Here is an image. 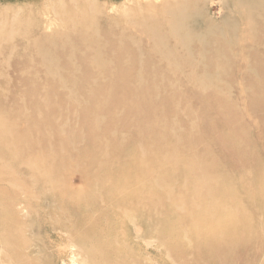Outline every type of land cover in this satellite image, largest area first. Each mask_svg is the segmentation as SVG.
<instances>
[{
	"label": "rangeland",
	"instance_id": "1",
	"mask_svg": "<svg viewBox=\"0 0 264 264\" xmlns=\"http://www.w3.org/2000/svg\"><path fill=\"white\" fill-rule=\"evenodd\" d=\"M169 1L184 0H0V264H264V115L251 112L264 114V91L238 66L209 67L217 85L186 86L218 56L197 45L165 61L144 49L189 15L220 31L226 54L261 46L264 0H192L178 16L161 9ZM135 40L147 55H132ZM191 55L189 68L180 58Z\"/></svg>",
	"mask_w": 264,
	"mask_h": 264
},
{
	"label": "bare ground",
	"instance_id": "2",
	"mask_svg": "<svg viewBox=\"0 0 264 264\" xmlns=\"http://www.w3.org/2000/svg\"><path fill=\"white\" fill-rule=\"evenodd\" d=\"M164 7L165 8H167L168 9V12L169 13H172L173 15H177L178 16V14L177 13H180L181 12V10H183V9H185V8H189V7H197V3H195L194 1H192V0H184L183 2H180V3H178V4H174V3H172V2H167V3H165L164 5H163V7H161V9L162 10H164ZM259 7V6H258ZM165 11V10H164ZM190 11V10H189ZM162 12V11H161ZM166 13V12H165ZM192 17H194V15H189V16H187V17H185V16H180V17H175V19L174 20H171V21H169V22H166L164 25V28H166L163 32H162V34H159V33H157L156 32V30H155V32L157 33V35L156 36H151L150 37V39L149 38H147L146 39V36H145V39L146 40H148V42L146 41V44H145V46H144V49H146V51H147V54L150 56V55H152V57H153V55H154V57L155 56H157L158 55V58L157 59H161V58H159V56H162V57H167L168 55V59H171V57H172V55L174 54V51H178L179 49H182L183 51L185 50V49H188L189 47H194V45H197V46H199L201 49H200V52H199V54L200 55H203L204 53H206V51L205 50H207L208 49V51L211 53H213L214 55H215V57H216V54L218 55L217 57H216V59H214V60H212L211 61V63L210 64H203V65H201V63H200V65H198L197 66V69H199L200 71H199V74L196 72V71H192V72H196L197 74H185L184 75V78H183V82H186L187 84H185L186 86L187 85H190L189 84V82H190V80H194L195 82H199L198 83V85H200V88L201 89H206L205 87H209V86H212V85H217L218 83H221V79H220V76H219V74H216V75H211V73H209V72H207L208 70V68L210 67V69L212 68V67H217L218 69H219V73H220V75H222L223 73H225V74H227L228 72H232V71H234V69H235V66H238L239 67V69H240V71H242V72H244L243 74H244V77H245V82L244 83H246V82H248V81H250L251 82V84L253 83V81L257 84V86L259 87L258 89H257V92L258 93H260V92H263L264 91V44L263 45H261V46H257V47H255V46H253V48L251 47V49H245V48H239V49H237V50H234V51H232V52H229L228 50H227V53L228 54H226V49H224L225 51L223 52V49L221 48L222 46V44L221 45H219L221 42H219V40H217L216 38H218L217 36L219 35V33H220V31H216V30H208L207 28H204V27H202V26H204V25H202V24H200V25H197V26H192V25H194L193 23H191V21H193V18ZM198 17H200L199 15H198ZM249 18V17H248ZM154 19V18H153ZM153 19L151 20L152 22H154L153 21ZM159 19H160V17H159ZM255 19H256V17H255ZM156 20V19H155ZM166 19H164V21H165ZM253 20V19H252ZM163 21V22H164ZM167 21V20H166ZM246 21V20H245ZM256 22H259V21H256ZM162 23V22H161ZM208 24H210V23H208ZM262 24H263V27H264V20H262ZM94 27V26H93ZM160 27V26H159ZM207 27H208V25H207ZM156 28V27H155ZM259 29V28H258ZM163 30V29H162ZM69 34H70V37H73V35H75L77 32L75 31V32H71L70 30H69V32H68ZM259 32H257V34H258ZM263 34H264V28H263V32H262ZM149 34H151V33H149ZM159 34V35H158ZM76 35H78V34H76ZM103 35V34H102ZM154 35V34H153ZM259 35V34H258ZM261 36V35H260ZM259 36V37H260ZM81 37V36H80ZM214 37V39H212ZM95 38V37H94ZM93 38V39H94ZM138 39V38H137ZM210 39H212V40H210ZM101 40V39H100ZM163 41V43H161ZM68 42V41H67ZM67 42H65V43H62V44H57L56 46H58V47H60V49L61 48H63L64 49V47L65 46H68V43ZM103 42V41H102ZM123 42H124V39H123ZM126 42H127V39H126ZM139 41H137L136 42V40H135V42H132V43H134V46H135V44H136V47H139L138 45H137V43H138ZM168 42V43H167ZM259 42V41H258ZM131 43V44H132ZM264 43V42H263ZM79 44V43H78ZM139 44H140V42H139ZM144 44H142V45H144ZM250 44V43H249ZM75 45V44H74ZM81 44H79V46H80ZM141 45V44H140ZM54 46V45H53ZM133 45H132V48H131V50L134 52H132L133 54L132 55H134V54H136V55H139V53L142 55L143 53L145 54L146 53V51L145 52H141V47H139V48H136V47H134ZM219 46H221V47H219ZM246 46V45H245ZM251 46V45H250ZM75 47V46H74ZM128 47V46H127ZM192 47V48H193ZM223 47H224V45H223ZM197 48V47H196ZM63 49H61V50H63ZM66 49V48H65ZM81 49V48H80ZM118 49V48H117ZM142 49H143V46H142ZM143 49V50H144ZM57 50H59V49H57ZM83 50V49H82ZM100 50V49H99ZM193 51H194V48L192 49ZM191 50V51H192ZM67 51V50H66ZM66 51H64V52H66ZM69 51H70V53H71V48H69ZM77 51V50H76ZM80 51V50H79ZM137 51V52H136ZM197 51V50H196ZM196 51H194V52H196ZM181 52V51H180ZM250 53H252V55L254 54L256 57H257V61H255L254 62V60H256V59H253L254 58V56H253V58H251V60L254 62V64H252L251 66H253V67H249L248 65H247V56L250 54ZM63 54H65V53H63ZM67 54H68V52H67ZM123 54H124V52H123ZM123 54H121L122 56H123ZM143 54V56H145V55H147V54H145L144 55ZM177 54V53H176ZM180 53H178L177 55H179ZM194 54V53H193ZM80 55V54H79ZM86 55V54H85ZM132 55H131V57H132ZM176 55V56H177ZM183 55V54H182ZM181 55V56H182ZM186 55V54H185ZM67 56V55H66ZM135 56V55H134ZM133 56V57H134ZM181 56H179V57H181ZM193 56H195V55H193ZM47 57H49V56H47ZM46 57V58H47ZM81 57V56H80ZM126 57H127V55H126ZM137 57V56H136ZM136 57H135V59H136ZM153 57V59H156V58H154ZM235 57H239V61L238 60H236L235 61ZM50 58V57H49ZM48 58V59H49ZM63 58V57H62ZM86 58V57H85ZM88 58H90V57H88ZM117 58V57H116ZM82 59V58H81ZM91 59V58H90ZM134 59V58H133ZM139 59V58H138ZM143 59V58H142ZM152 59V58H151ZM173 59V58H172ZM178 59V58H177ZM181 60H183L184 62L185 61H187V66H188V62H189V68L190 67H192L193 65H194V63H195V60L193 59V57H192V55L190 56V57H187V59H185V58H180ZM195 59H197V57L195 58ZM199 59H200V61H202L203 59L202 58H200L199 57ZM198 59V60H199ZM88 60V59H87ZM116 60V59H115ZM115 60H112V61H106L105 62V66H107V67H109L110 66V63H112V62H115ZM120 60H122V59H120ZM161 60H163V61H165V59H161ZM208 60V59H207ZM72 61V60H71ZM105 61V60H104ZM156 61V60H155ZM159 61V60H158ZM157 61V62H158ZM162 61V62H163ZM209 61V60H208ZM88 62H90V61H88ZM161 62V61H160ZM210 62V61H209ZM237 62H238V64H237ZM252 62V63H253ZM138 63H139V61H138ZM203 63V62H202ZM73 64V63H72ZM158 64V63H157ZM168 64V62L166 63V65ZM237 64V65H236ZM245 64H246V67H244L245 66ZM159 65V64H158ZM161 65V64H160ZM159 65V66H160ZM163 65V64H162ZM115 66V65H114ZM164 66H165V64H164ZM64 67V66H63ZM90 67V66H89ZM92 69L94 70V68H95V66H93L92 65ZM102 67V66H101ZM116 67H117V64H116ZM122 67V66H121ZM137 67V66H136ZM135 67V68H136ZM139 67V66H138ZM74 69H75V67H73ZM162 68V67H161ZM160 68V69H161ZM166 68H168L169 70H170V68H169V66L167 67L166 66ZM194 68V67H193ZM237 68V67H236ZM118 69V68H117ZM139 69V68H138ZM147 68H145V70H146ZM149 70H150V68H148ZM181 69H184V67L182 68V67H176L175 69H171L172 71L174 70V71H181ZM69 70V69H68ZM127 70V69H126ZM131 70V69H130ZM134 70V69H133ZM144 69H143V71H145ZM163 70V69H162ZM162 70H160V71H162ZM168 70V71H169ZM186 70V69H185ZM82 71V70H81ZM108 71H110V67H109V69H108ZM125 71V70H124ZM128 71V70H127ZM132 71V70H131ZM134 71H136V70H134ZM141 72H143L142 70H140ZM167 71V70H166ZM167 71V72H168ZM187 71V70H186ZM45 72V71H44ZM113 72H114V70H113ZM122 72V71H121ZM137 73H138V71H136ZM153 72H155V71H153ZM166 72V73H167ZM171 72V71H170ZM48 73V72H47ZM50 73V72H49ZM125 72H123V73H121V76H120V78L121 79H124L123 77H129V80H130V78H131V76H132V74L130 75V76H128V74L126 75V74H124ZM176 72H174V74H175ZM233 73V72H232ZM237 73V72H236ZM172 74V73H171ZM178 74V73H177ZM224 74V75H225ZM45 75V74H44ZM47 75V74H46ZM45 75V76H46ZM49 75V74H48ZM71 75V74H70ZM149 75V74H148ZM152 76H154L153 74H151ZM157 75V73L155 74V76ZM55 76H58L57 78H59V79H61V80H64L63 79V77L61 76V75H55ZM64 77H66L65 75H63ZM68 76V75H67ZM93 76V75H92ZM118 76V75H117ZM160 76V75H159ZM161 76H163V75H161ZM72 78H73V76H71ZM71 77H69V78H71ZM89 78H90V76H88ZM112 77V78H111ZM119 77V76H118ZM116 78L114 75L113 76H111L110 74H109V78H111L112 79V81H114V80H116V79H118L119 80V78ZM136 77V76H135ZM149 77V76H148ZM167 77V79H168V76H166ZM171 77V76H170ZM181 77V76H180ZM221 77H223V76H221ZM93 78V77H92ZM116 78V79H115ZM133 78V77H132ZM155 78H157V77H155ZM227 78H229V77H227ZM121 79H120V81H121ZM125 79H127V78H125ZM152 79H154L153 77H152ZM159 79H161V77L159 78ZM164 79H165V77H164ZM110 80V79H109ZM69 81V80H68ZM72 81V80H71ZM70 81V82H71ZM120 81H115L116 83H118V84H116V85H119V83H120ZM124 81V80H123ZM128 81V80H127ZM150 81V80H149ZM175 81V80H174ZM193 81V82H194ZM75 82V81H74ZM131 82V81H130ZM182 82V81H181ZM182 82V83H183ZM67 83V82H66ZM122 83V82H121ZM153 83V82H152ZM110 84V83H109ZM171 84V83H170ZM169 84V85H170ZM76 85V84H75ZM112 85H115V84H112ZM115 85V86H116ZM149 85H151V84H149ZM167 85V84H166ZM198 85H197V88H198ZM174 86H176V85H174ZM190 86H192V85H190ZM92 88H93V86H91ZM169 87H171V86H169ZM173 87V86H172ZM193 87V86H192ZM191 87V88H192ZM195 87H196V85H195ZM80 88V87H79ZM91 88V89H92ZM166 88H167V86H166ZM196 88V89H197ZM199 88V89H200ZM94 89H95V87H94ZM93 89V90H94ZM97 89V91H98V88H96ZM152 89V88H151ZM151 89H150V91H151ZM174 89V88H173ZM173 89H172V91H173ZM176 89V88H175ZM199 89H197V90H199ZM213 89V88H212ZM225 89V88H224ZM222 90L221 89V91H220V89H217V90H219V91H216V90H214V91H212L211 93H213V94H215L216 95V97L218 98V96L220 95H222V96H225V95H227L228 96V92L226 91V90ZM86 90H87V88H86ZM153 90V89H152ZM180 90V89H179ZM252 90V89H251ZM104 92H105V90H103ZM175 91V90H174ZM178 91V90H177ZM204 91H206V90H204ZM253 91V90H252ZM101 92V91H100ZM103 92V93H104ZM116 92V89L114 90L113 89V86H111V87H109L108 89H106V94L107 95H112V94H114ZM155 92H157V93H154V95H155V97H156V99H158V96H159V99H161L160 97V95H162L163 94V92H162V94H160V92L158 91V90H155ZM169 91H167V90H165V95H166V93H168ZM200 92H202V91H200ZM207 92H208V94H209V91H206V96L208 97V95H207ZM220 92H221V94H220ZM203 93V92H202ZM258 93H256V95L258 94ZM102 94V93H101ZM106 94H105V96H106ZM204 94V93H203ZM168 95H170L169 93H168ZM175 94L173 93V96H174ZM205 95V94H204ZM172 96V97H173ZM214 96V95H213ZM168 96H164V95H162V99H166ZM170 97V96H169ZM213 98L212 96H210L209 95V97L208 98ZM259 97V96H258ZM162 99L160 100V101H162ZM172 99V98H171ZM213 99H216V98H213ZM143 100V99H142ZM164 100H163V102H164ZM260 100V101H259ZM147 101V100H146ZM210 101H211V99H210ZM213 101V100H212ZM145 102V101H144ZM260 102L261 103H263L264 104V101H263V99H260V98H257L256 100H255V105L257 106V105H259L260 104ZM149 103V102H148ZM147 103V104H148ZM143 104V103H142ZM146 104V103H145ZM220 104H222V105H218V109H221V108H223L224 106L223 105H225V104H223V103H221L220 102ZM143 106V105H142ZM223 106V107H222ZM144 107V106H143ZM85 109V108H84ZM255 109V108H254ZM254 109H253V107L251 108V112L255 115V114H257V121H259V123L260 122H263V113H261L260 111L258 112V110L257 109H255V111H254ZM157 110H156V108L155 109H146V110H144L143 111V114H145V115H147V116H149V117H151V118H153V117H155L156 115H157V112H156ZM224 111V110H223ZM226 112V111H225ZM197 113V112H196ZM259 113V114H258ZM193 116V115H192ZM156 119V118H155ZM158 119V118H157ZM156 121V120H155ZM195 123V122H194ZM94 125L96 126L97 125V127H96V129H100V124L99 123H97V122H95L94 123ZM67 126H69L70 127V123H65V129H66V127ZM93 126V125H92ZM69 127H68V129H69ZM192 128L194 129V127L192 126ZM197 128V127H196ZM195 128V129H196ZM137 129H138V136H139V127H137ZM191 129V128H190ZM94 131V130H93ZM137 132V131H136ZM49 133L50 134H52V133H55L53 130H50L49 131ZM57 133L58 134H60V135H62V134H64L65 133V130H63V131H57ZM101 133H103L102 131H101ZM189 133V132H188ZM49 134V135H50ZM56 134V133H55ZM71 136V135H70ZM73 136H75L76 137V139H78V134H76V133H74L73 134ZM126 135H122V138H121V141L117 144V146H116V152L118 151V150H124V149H122V147L123 146H125V143H126V141H127V139H128V137L126 136ZM135 136H136V134H135ZM125 137V138H124ZM153 141V140H152ZM155 141V140H154ZM82 143V142H81ZM156 143V142H155ZM158 144V143H157ZM15 145V144H14ZM19 145V144H18ZM155 145V144H154ZM124 148V147H123ZM114 150V149H113ZM75 157V156H74ZM71 159V157H69V160ZM71 161H75L74 160V158L73 159H71L70 160V162ZM164 172V171H163ZM162 172V173H163ZM166 174V173H165ZM164 175V174H163ZM154 178V177H153ZM213 179V178H212ZM150 181V180H149ZM214 182V181H213ZM215 183V182H214ZM154 198V199H153ZM136 199H139V195H137V197H136ZM158 202H161L160 200H157V198L156 197H149V196H146V200L144 201V203H146V204H156V206H159V204H158ZM163 209V206H160V208L159 209H157L156 211L157 212H159V211H161ZM156 212V213H157ZM154 215H156V214H154ZM213 215V214H212ZM213 217H216L215 215L214 216H212V218H211V220L213 219ZM150 219H152V218H150ZM211 220H209L210 222H212L213 223V221H215L214 219L211 221ZM147 222L149 223L150 222V220H147ZM203 225V224H202ZM203 227V226H202ZM213 228V227H212ZM215 229V228H214ZM198 233H199V231H198ZM197 233V234H198ZM215 238V242L216 243H219V238L216 236V237H214Z\"/></svg>",
	"mask_w": 264,
	"mask_h": 264
}]
</instances>
